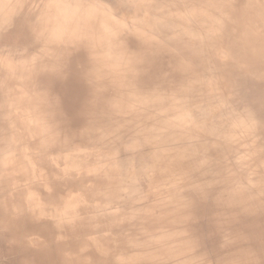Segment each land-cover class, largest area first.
Masks as SVG:
<instances>
[{
    "label": "bare ground",
    "instance_id": "6f19581e",
    "mask_svg": "<svg viewBox=\"0 0 264 264\" xmlns=\"http://www.w3.org/2000/svg\"><path fill=\"white\" fill-rule=\"evenodd\" d=\"M26 1L37 5L31 15L38 27L42 23L48 39L62 38L74 74L70 83L79 87L78 99L85 102V123L99 128L94 135L114 139V125L120 124L123 133L133 137L137 119L132 113L137 115L143 126L138 139L144 142L139 150L145 156L144 167L137 170L151 182L145 198L152 194L156 200L150 201L138 224L141 242L131 246L133 234L125 214L133 206L107 210L89 198L90 185L106 183L100 180L105 169L121 170L114 148L62 151L58 146L54 151L51 133L43 134V143H30L31 133L37 137L43 132L28 125L29 107L20 106L16 112L15 104L29 100L34 78L12 70L0 77V85L10 92L8 124L18 123L10 137L20 141V149L0 158L1 179L12 188L2 205L13 221L32 213L55 224L49 235L34 232L19 240L18 248L28 249L21 256L33 264H177L197 245L188 244L183 204L205 215L204 238L215 264H264V180H245L246 174L258 170L250 165L258 154L254 151L264 148V119L258 126V118L264 117V0H180L178 5L177 0H139L140 6L150 8H145L146 17L133 21L99 1ZM51 8H64L63 21ZM227 78L231 89L223 86ZM241 96L250 103L248 120L239 114ZM233 142L241 150L237 155L232 153ZM173 147L178 149L164 152L159 167L156 151ZM247 151L251 154L244 156ZM260 152L264 165V150ZM101 159L108 163L102 166ZM77 166L86 167L82 175L104 173L89 180L74 178L78 190L77 183L68 186L74 176L67 179L71 170L75 175L81 170ZM24 188L28 190L21 203L18 192ZM119 194L112 190L114 198ZM19 203L26 208L21 213ZM55 252L63 259L53 262Z\"/></svg>",
    "mask_w": 264,
    "mask_h": 264
},
{
    "label": "crops",
    "instance_id": "0c3cea01",
    "mask_svg": "<svg viewBox=\"0 0 264 264\" xmlns=\"http://www.w3.org/2000/svg\"><path fill=\"white\" fill-rule=\"evenodd\" d=\"M22 1H23V5L21 4V0L20 1L19 0H7L6 2L5 0H2V1L0 0V62L2 61V63H0V77L2 75L3 76L7 75L12 70L15 71L14 73H17V74H21L22 72V74L26 73V75L28 76H33L34 78L33 79V89L34 90H32V95L29 96V100L26 102H22V105L20 104V102H16L15 104L16 112L19 110L18 107L20 106L29 107L30 112L26 113L28 117L30 114L28 125L34 126V127L36 126L40 129V132L41 131L43 132L37 137L35 136L34 133L33 134L31 133L30 135L33 137L30 136L28 141L36 145L43 143L45 142V138L43 137V134L48 135V133H51V136L53 137L52 138L53 140L51 141L53 150L54 151L57 150V147L59 146L62 149V151L64 148L68 151L69 144L67 145L65 142L68 139L67 135H65L66 134L65 127H67L69 123V117H71V112H72V115H75L77 113L75 117L80 122L84 120L83 123H85V118H84V113H85L84 103L85 102H84V99L83 100L78 99L79 97L78 94H76L74 97V92L72 89L74 85L73 83H70L71 77L74 74H73L72 69L70 70L69 59L67 55L68 54L67 48H66V51H65L66 53H65L64 48L61 46V44L63 43L62 38L59 37L58 39L56 38L53 39L52 38L53 36L52 37L50 36L48 39V36L45 34L44 28L42 27V23H40V26L38 27L36 23V19L31 15L32 13L31 11L35 9L37 5L31 2L29 4H26L27 3L26 0H22ZM88 1L102 2V4H104L107 8H110L112 12H114L115 14L127 17L129 18V20H132V21L139 20L142 17H146L147 15H146L145 8H150V7L140 6L139 0H88ZM180 2H183V1L177 0L176 5H178ZM51 9L57 12L58 15L60 16V19H62L63 21L64 8H51ZM16 17L18 19H16ZM26 26L27 28H29L30 31L25 34L26 36H24L25 43L23 42L22 45H17L16 43L18 49L11 52L12 50L7 49L6 43L8 44V46L12 47L13 44H15V41L17 40V38L23 35V31ZM44 46H46L47 48ZM40 59H41V63L39 62ZM12 62L17 63V65L14 66ZM23 66H25V68ZM67 66H69V68H67ZM64 72L65 74H63ZM55 75H58V77ZM224 83L225 84H223V86L225 87V89L226 87L228 89H231V87L233 86V83L231 82L230 78H227L224 81ZM67 84L68 85L70 84V85L67 86ZM80 84H81V81H80ZM59 89L62 91H60ZM244 92H249V90L245 89ZM63 97H65V100L63 99ZM72 97H74V99H72ZM6 107H9V106L7 105ZM79 112L82 117L78 116ZM12 124H13V128H11ZM12 124H9V136H8V138H10L9 140H11V137H10L11 131H14V135L17 133V130L15 127L16 125H18V123L16 121H12ZM22 135L26 136V133L22 132ZM16 148L20 149L18 146H13L11 148L6 149L3 152L2 157H5L6 154H8L10 151L12 152L13 149L15 150ZM119 166H120V163L118 164V167ZM129 168H131L130 172H128ZM77 169H81V170H79L78 173L69 180L68 186L74 185L77 183L74 181V178L80 179V180L86 179V177L82 178V176L84 175V174L82 175V169H85V168H81L80 166H77ZM125 173H126L125 176L122 177L120 175L121 170H115L113 172V177H112L113 182L104 183L102 181V178H100L103 184L98 185V186L90 185L88 187L90 202L95 200V201H99V204L101 206L103 204L110 205L111 208L109 209H113L112 207H115L113 209L115 211L119 209L122 210L128 207V206H121L120 204V198L126 196L128 193L126 187L129 188V185H131V187L141 188L143 189L142 190L143 193H146L148 188H150L151 182L149 181L148 175L144 173L141 174V171L135 169L134 167L125 168ZM123 178L125 179L123 180ZM77 185H78V190H79L80 186L78 183ZM107 185H113V186L108 187ZM38 188L43 189L44 187L39 186ZM7 189H12V188L9 186L7 187ZM66 189L67 188L64 189V192L66 191ZM113 189L118 190L120 192V194L116 198L112 196ZM27 190L28 189L24 188L22 192H18V193H22L21 203H23V198H24L23 193H26ZM106 190L109 192H107ZM121 192H125V193H121ZM150 201H151L150 198H145L144 202H140V201L136 202V204L133 206V209L131 211L130 210L126 211L125 218L127 220L125 222V225L129 227V229L131 230L133 234L131 246L133 243L136 244L137 242H141V236H139L138 235L139 233L137 232V229L139 226L138 224L141 223L144 219V216H146L145 210L149 206ZM112 202L114 203L112 204ZM21 203H19L20 205L18 206V208L20 209L19 211L20 213L22 212V210H26L25 206H22ZM30 215L32 219H35V220L42 219L43 220L39 224H37V226L34 229L35 234L33 235L42 236V235H45L46 232L49 235L50 234L49 231L53 232V230H51V227H55V224L52 222L51 219L50 221L48 218H45V217L37 218L36 215L32 216L33 215L32 213H30ZM17 220L19 219H16L15 221ZM206 243L207 245L210 246V244L205 240V244ZM19 250H21V252H24V253L28 252V249L27 250L19 249ZM137 250H140V249H137ZM29 252H31L30 249H29ZM212 253L213 252L211 249L209 253L208 251L202 252L200 249L197 250V247H193V250L190 251V253H185L184 255H181L177 259V264H189V262H191L192 264H202L203 262L204 264H207V261L209 260V259L207 260L208 255L210 254L212 255ZM211 257L213 258V255ZM199 258L202 259V261ZM19 259H21V257ZM20 264L22 263L20 262ZM34 264H37L36 261Z\"/></svg>",
    "mask_w": 264,
    "mask_h": 264
},
{
    "label": "rangeland",
    "instance_id": "374dc122",
    "mask_svg": "<svg viewBox=\"0 0 264 264\" xmlns=\"http://www.w3.org/2000/svg\"><path fill=\"white\" fill-rule=\"evenodd\" d=\"M182 9L183 8H180V10H182ZM219 9L220 8H218L217 12L220 13ZM184 11H186V10H184ZM220 14H223V13H220ZM224 18H226V16ZM196 27L199 30H201L200 24H198ZM28 32H29V29L27 27H25L24 31H23V35H21L20 37L17 38V40L15 41V44H13L12 47L8 46V44L6 43L7 49L12 50L11 52L18 49L17 45H22L23 42L25 43L24 36H26L25 34ZM16 43H17V45H16ZM8 47H10V48H8ZM128 47L131 48V45L129 42H128ZM9 53H10V51H9ZM84 73L86 74L84 79L87 80L88 71H84ZM80 85H81V87H83V84H80ZM72 89L74 92V97L76 94H78V95L80 94V91L77 90V89H79V87H77L76 85L74 87H72ZM9 97H10V92H7V89L0 85V158L1 159L3 156L2 154L6 149L15 146V143L17 146L20 145L19 144L20 141L16 140V142H15V139L9 140L10 138H8V136H9L8 121H10V119H9L10 108L6 107V106L9 103ZM74 97H72V99H74ZM238 100H239L238 102L241 101L240 102V104H241L240 109L241 110L239 109L240 110L239 114L244 116V118H246V120H248V116L250 115V109H249L250 103L247 101L246 96L245 97L241 96V98H238ZM75 107H77V106H75ZM119 113L120 112H118V115H119ZM231 115L233 117V113ZM132 116L137 119L136 124L134 126V129H135L134 136L132 137L130 134L128 135V134L123 133V131L121 130L123 128V126L120 124H115L114 128H116V136L114 139H112V138L109 139V135L107 136L104 133H101L100 137H96L94 134L98 133L99 128L92 126V128L90 129V126L88 124L83 123L84 121L80 122L74 115H72L71 117H69V123H68L67 127H65V132H66V135L68 138L67 141H65V142L67 145L69 144L68 147H73L74 149H79V150L80 149L93 150L94 148L105 150L109 147H113L114 148L113 158L119 159V162H120L119 168L121 169L120 175L122 177H124L126 174L125 168L134 167L135 169H139L141 164H143L142 162L145 159L144 154H142L139 151L141 144H143L144 142L141 139H138V136L141 135V133H142L143 126L139 122L137 115L134 112L132 113ZM139 116L141 117L140 114H139ZM226 116H227V113H226ZM128 117H129V119L132 118L130 115ZM263 119H264L263 116H260L258 118V120H259L258 126H259L260 121ZM122 135H123V137H122ZM11 137H13V136H11ZM245 143H246V145L248 144V142H246V141H245ZM233 144H234V146H236L234 149L235 151L234 150L232 151V153L234 152L233 154H236L237 151H241L234 142H233ZM70 145H73V146H70ZM175 148H177V147L165 148L161 151H156L155 155L156 156L158 155V156H157V158L154 159V161L158 162V161H160V159L162 161L163 156H164V152L173 150ZM261 150L262 151L264 150V148L262 146H261V149L258 148L257 150L254 151L255 153L256 152L258 153V154H254V159H253V157L250 158V165L251 166L256 165L258 167V170L256 173H254V171H253V173H249V174L245 175V180L247 183L252 184V182L255 181L256 179L258 181L264 180V165H261L259 162V159H260L259 154H261V152H260ZM248 154H251V152L247 151V155H245V153H244V156H248ZM147 158H148V160H151L150 159L151 155H149ZM1 159H0V172H1V165H2ZM105 163H108V160H106V162H104V160L101 159V165L103 166V164H105ZM141 167H144V165H142ZM159 167H160V163H159ZM248 169L252 170L251 168H247L246 170H248ZM113 171H114V169H112V168H110L108 170L105 169L106 176H102L103 177L102 179L105 178L106 183L113 182V179H112ZM159 171H162V168H161V170L159 169ZM70 173L67 174L68 175L67 179L69 178V176L70 177L75 176V172H73V170H71ZM98 173L90 174V173L86 172V173H84L82 178L87 177V179L89 180L92 178L91 176L96 177V175H101L104 172H102L100 174H98ZM1 176H2V174L0 173V228L3 229L2 231H0V264H20V262H19L20 257H22L20 259L22 261V264H33V263H28V259H27L28 257L26 255L21 256V250H19L17 245H18L19 240L23 241L25 239L24 236L26 237L29 234L33 233L37 224H39L43 220L42 219H37V220L32 219L31 215L29 213H24V216L19 218V220H17V221H13V220L9 219V217H6L7 209L2 204H4L3 200H4V197L6 196V194H8V189H7L6 184H4V182L2 181ZM173 176H175V175H173ZM183 176L186 177L184 174H183ZM167 177H165V179ZM187 177H189V176H187ZM124 179L125 178H123V180ZM165 179H164V181H165ZM168 179H169V177H168ZM161 184H163V182ZM107 186L111 187L113 185H107ZM126 189L128 191L127 195L120 198L121 206H129V205L134 206L136 204V202H138V201L144 202V200H141V199H145V195L142 191L143 189L131 187V185H129V188L126 187ZM58 191L60 193V189ZM180 191H183V190H180ZM247 191H248V189L246 190V192ZM107 192H109V191H107ZM121 193H125V192H121ZM150 195H151L150 200L153 199V201H155L156 199L153 198L152 194H150ZM150 195H148V196H150ZM188 196L192 197V194H190ZM181 205L183 206V208H182V210H183V214H182L183 217L182 218L184 219L183 228L185 230L184 232H186V234H187L188 240L190 241V242H188V244L191 243V245H192L196 241L197 250L200 249L202 252L208 251L210 253L209 245H207V243L205 244V238H206L205 215H200V212H199V214L195 213L193 207H192V209L189 208V210H188V207H186L183 204H181ZM191 206L192 205H190V207ZM252 206L253 205H249V208L252 209ZM104 207H106V209L111 208L110 205H108V204L105 205ZM178 212L180 214L181 210ZM38 217H41V216H38ZM195 218H196V220H195ZM9 220L11 221V223H8ZM224 235H227V234H224ZM258 247L259 248H257V249L263 248V246H258ZM57 253L58 252H55L54 254L51 255L53 262H54V258H55V262H56V257H59V258L63 257V256H60L59 253L58 254ZM212 255H213V253H212ZM212 255L211 254L208 255L207 260L208 259L209 260L207 261V264H215V261L211 257ZM202 264H204V262Z\"/></svg>",
    "mask_w": 264,
    "mask_h": 264
}]
</instances>
